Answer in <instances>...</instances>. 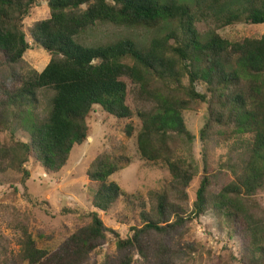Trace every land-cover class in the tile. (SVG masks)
Segmentation results:
<instances>
[{"label":"trees","instance_id":"trees-1","mask_svg":"<svg viewBox=\"0 0 264 264\" xmlns=\"http://www.w3.org/2000/svg\"><path fill=\"white\" fill-rule=\"evenodd\" d=\"M39 1L0 0V134H8L7 143L0 138V175L28 179L30 159L47 174H59L73 148L90 138L89 121L99 107L125 136L136 133L141 158L165 166L170 182L149 192L147 200L127 195L110 180L131 165L124 148L103 152L87 170L98 186L90 223L51 253L36 248L31 217L0 202V264H88L108 237L100 213H110L121 200L142 228H133L131 239L116 235L124 254L119 264H132L135 251L144 264H180L179 254L188 250L171 247L172 235L209 213L230 240L239 238L242 264H264V207L256 200L264 190V32L234 39L213 32L203 38L197 11L180 0H47L49 19L27 33L24 22ZM194 1L223 27H264V0ZM97 24L161 35L146 49L130 39L81 44L79 37ZM28 36L50 56L41 73L24 60ZM41 91L53 94L45 118L38 112ZM202 104L208 120L200 132V175L184 114ZM18 132L28 141L18 140ZM216 148L227 152L214 167L210 153ZM4 228L18 237V254L10 250ZM150 234L160 237L151 247L144 241Z\"/></svg>","mask_w":264,"mask_h":264},{"label":"rangeland","instance_id":"rangeland-1","mask_svg":"<svg viewBox=\"0 0 264 264\" xmlns=\"http://www.w3.org/2000/svg\"><path fill=\"white\" fill-rule=\"evenodd\" d=\"M189 4L197 11L198 22L196 28L201 37L206 38L213 32L229 39L237 37L260 36L264 32L263 26L240 25L223 27L212 12L205 6L197 7L194 0H180ZM50 13L47 0H40L39 5L31 12L24 22V29H28L36 22L49 19ZM28 35V34H27ZM152 30L144 28L117 27L111 24H97L89 28L79 37V42L87 47L113 44L123 39L134 41L140 48L146 49L150 42L160 36ZM30 50L24 56L28 65L41 73L49 64L50 56L28 36ZM200 91L204 89L200 86ZM39 114L41 118L47 115L52 93L41 91ZM89 121L91 136L82 145H77L71 152L67 166L59 174H47L39 164L30 159L25 166L30 173L28 179L14 173L7 172L0 175V202L16 207L21 213L28 214L30 219V233L33 235L37 249L49 253L55 251L79 229L87 226V217L94 209L91 199L95 195L97 185L91 183L87 177V170L94 159L103 152L113 148H124V154L130 159L131 165L112 176L110 180L116 182L127 195H135L147 200L149 192L161 190L170 182L168 169L162 164L144 161L137 148L136 133L127 137L116 120L108 117L99 108ZM184 119L188 130L195 138L193 156L202 171L200 132L208 120V107L202 104L197 111L186 112ZM136 129L140 127L138 120H134ZM8 134H0L1 141L8 142ZM17 139L28 141L25 133L18 132ZM120 145L119 147H116ZM226 148H216L211 154V163L217 167L225 159ZM222 160V161H223ZM197 177L189 189L190 206L195 202L196 193L200 185ZM256 200L264 207V190L259 191ZM150 208H148V211ZM100 218L107 228V241L94 253L88 264H119L124 254L117 250L118 235L120 240L131 239L133 228H142L140 220H136L128 211L126 203L121 200L108 213H100ZM220 222L211 214L199 220L187 223L172 235L170 246L176 249L185 248L186 254H179L180 264H242L239 238L230 240L227 230L219 227ZM221 226V225H220ZM5 229V228H4ZM4 233L10 240V250L18 254V237L8 229ZM159 236L147 235L144 239L150 247L155 245ZM132 264H144L138 251L133 252ZM234 258V259H233ZM26 264V263H25Z\"/></svg>","mask_w":264,"mask_h":264}]
</instances>
